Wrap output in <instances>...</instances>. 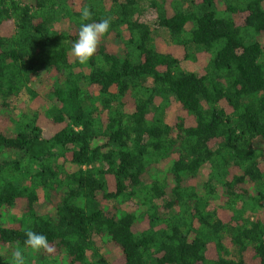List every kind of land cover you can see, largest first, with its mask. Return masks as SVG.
Listing matches in <instances>:
<instances>
[{"label":"trees","instance_id":"obj_1","mask_svg":"<svg viewBox=\"0 0 264 264\" xmlns=\"http://www.w3.org/2000/svg\"><path fill=\"white\" fill-rule=\"evenodd\" d=\"M0 124V264H264V0H0Z\"/></svg>","mask_w":264,"mask_h":264},{"label":"clouds","instance_id":"obj_2","mask_svg":"<svg viewBox=\"0 0 264 264\" xmlns=\"http://www.w3.org/2000/svg\"><path fill=\"white\" fill-rule=\"evenodd\" d=\"M82 21L78 31V38L72 43L71 55L81 65L87 64L96 54L102 38L108 33L112 18L106 17L99 22L83 23L89 21L92 12L89 7L84 6L79 9ZM26 240L24 244L33 253L43 251L47 254L54 253V247L49 243L48 238L43 234H38L30 229L25 230ZM11 264H26L24 252L17 248L12 252Z\"/></svg>","mask_w":264,"mask_h":264},{"label":"rangeland","instance_id":"obj_3","mask_svg":"<svg viewBox=\"0 0 264 264\" xmlns=\"http://www.w3.org/2000/svg\"><path fill=\"white\" fill-rule=\"evenodd\" d=\"M106 40H110V39L107 38ZM155 43L157 45V48L159 50H161V51L170 52V53H172L173 55H175L177 57H180L183 54V50H182V48L180 46L171 45V44L164 45L163 42L160 39H156L155 40ZM109 46H110V48L113 47L111 41H109ZM180 65L182 67H184V68L189 69V70H193V69L196 68V66L192 62L187 61V60L181 62ZM19 97H20V99H15L14 98L13 99V102H14V104L16 106L22 107V104L20 105V103L25 99V97H24L23 94H21ZM177 108L178 107H176V105H172L171 108H170V110H168L166 112L165 116H166V119L168 121H172V119H173V117H174V115H175V113L177 111ZM199 182H200V176H197L196 178H193L192 179V182L191 183L198 184ZM36 209L39 212H44L47 209V207L43 206V204H42V195H41V192L40 191L38 192V201H37ZM109 252H110L111 260L113 261V264H120L121 263V260H120V257L118 255L117 250L115 248H113V247H110ZM250 264H252V262H250Z\"/></svg>","mask_w":264,"mask_h":264}]
</instances>
